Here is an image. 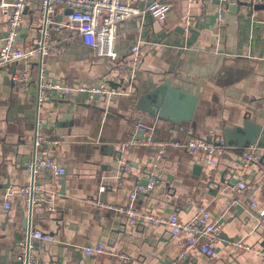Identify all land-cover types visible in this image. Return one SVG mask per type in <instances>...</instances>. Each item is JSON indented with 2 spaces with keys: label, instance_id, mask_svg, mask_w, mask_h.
<instances>
[{
  "label": "crops",
  "instance_id": "crops-1",
  "mask_svg": "<svg viewBox=\"0 0 264 264\" xmlns=\"http://www.w3.org/2000/svg\"><path fill=\"white\" fill-rule=\"evenodd\" d=\"M35 6L32 2L25 11L17 47L39 36L41 13ZM217 8V0H179L166 21L143 13L122 22L116 61L74 40L46 58L47 81L75 88L106 78L119 85L117 73L130 68L132 47L138 45L137 82L128 95L111 100L91 93H55L38 112V67L18 61L0 68V264L15 262L30 228L54 235L53 242H33L35 256L47 264H120L110 253L85 254L100 243L111 253L127 255L131 264H174L184 253L183 264H264V219L259 216L264 209V149L244 175L246 188L239 189L245 150L235 148L238 130L247 123L264 129V0H230L222 25ZM66 12L58 10L56 20L63 21ZM7 31L8 18L0 9V50ZM27 68L29 85L15 86L13 74ZM159 88L186 98L175 103L177 124L138 108L140 96ZM193 101L191 118L185 119L184 110ZM65 113L73 116L70 126L58 128ZM37 114L44 120L45 136L60 142L47 153L67 172L62 177L49 172L37 176L50 194L30 216L18 189L32 179L25 165L32 155ZM138 124L155 140L222 138L231 146L215 157V165L203 151L170 148L159 161L157 152L144 146L121 151ZM124 165L126 176L121 174ZM153 165L158 166L156 186L150 194L137 196L135 209L163 217L177 214L181 222L206 211L221 227L214 257L204 255L200 245L189 247L188 235L173 236L168 226L144 225L132 231L121 215L106 207L130 205V193L137 184H146L144 171ZM50 190L57 192L56 199ZM7 201L10 209L5 208ZM52 202L55 212L48 208ZM237 241L251 250L235 249Z\"/></svg>",
  "mask_w": 264,
  "mask_h": 264
},
{
  "label": "built area",
  "instance_id": "built-area-1",
  "mask_svg": "<svg viewBox=\"0 0 264 264\" xmlns=\"http://www.w3.org/2000/svg\"><path fill=\"white\" fill-rule=\"evenodd\" d=\"M145 3L144 8L138 6V2ZM179 0H0V9L3 15L8 18L7 37L0 50V68L18 61H24L30 67L32 63L38 67V90H37V108L38 112L49 101L53 94L58 93L63 96H69L73 93H91L98 95L106 100L114 97L128 95L137 82L136 72L140 66V47H132L133 59L130 68H123V71L117 73L118 79H123L127 84L116 86L110 85V80L106 79L97 85L69 87L60 82L47 81V62L46 58L54 52L61 53L64 47L71 41H80L83 45L91 48L99 57L109 58L116 61L119 53L116 50L118 29L122 22L143 14L148 13L156 21H166L172 10L174 3ZM197 0H187L189 4ZM217 21L219 25L223 24L224 13L227 11L230 0H217ZM36 3L35 8L41 13V26L39 36L33 42L27 43L23 47H17L25 11L30 3ZM71 11L63 21L56 20L57 11ZM124 67V66H122ZM120 69V67H119ZM31 81V71L29 68L16 71L12 76V82L17 87H27ZM120 82V81H119ZM136 135L122 144L121 151L127 147L144 146L154 149L157 152V161L170 148L184 149L195 153L203 151L206 153L208 161L216 164L215 157L221 154L225 149V141L222 138L190 139L180 140H155L149 134L148 128L143 125L135 126ZM142 133L145 138L137 136ZM59 141H51L44 134V120L37 114L34 127V137L32 144V155L25 167L31 175L29 185L18 189V193L24 203L26 211L32 216L35 209L46 204L48 193L37 182V176L42 172H49L55 177H62L67 172L66 168L58 163L51 154L47 153V148L56 147ZM242 156V172L239 189H245L246 185L244 175L249 172L256 161L258 147L250 145L244 149ZM158 166L153 165L145 169L144 174L147 184H137L134 191L130 193V205H106L112 211L117 212L127 222L129 229L137 230L144 225L153 227L168 226L173 236L182 233L188 235L189 247L200 245V250L208 257H214L217 253L216 248L220 241L221 227L209 213L201 211L189 222H181L177 214L170 217H163L152 212L137 211L133 205L134 200L139 194H150L157 183ZM127 165L121 167L122 176L127 175ZM124 179L121 177L119 186H123ZM106 187L102 186L101 190ZM51 197L56 199L57 192L51 191ZM257 207V204H254ZM11 203L7 201L5 208L10 209ZM49 211L55 212L56 207L52 202L49 205ZM259 216L264 219V209L259 211ZM54 235L41 231H33L31 228L26 232L24 240L21 242L20 253L16 256L14 263L4 264H47L34 254V240L47 242L54 241ZM264 243V242H263ZM235 249L251 250V247L242 241L233 243ZM85 254L101 255L110 253L115 256L120 264H131V259L123 253H111L107 245L100 243L94 247L84 250ZM186 254H182L179 261L174 264H182Z\"/></svg>",
  "mask_w": 264,
  "mask_h": 264
},
{
  "label": "water",
  "instance_id": "water-1",
  "mask_svg": "<svg viewBox=\"0 0 264 264\" xmlns=\"http://www.w3.org/2000/svg\"><path fill=\"white\" fill-rule=\"evenodd\" d=\"M71 11H67L66 14H70ZM7 37V34L6 36ZM124 82L123 79H121L120 83L122 84ZM110 85L116 86L118 84L111 83ZM167 86H170V83H167ZM175 92V91H174ZM100 97V96H96ZM186 98L181 96L179 93L175 92H165L163 88L156 89L154 91H151L145 95L140 96L139 98V109L142 111H147L150 114L159 115L162 118H167L168 116L171 121H173L175 124H177L176 117L178 115V111L176 110L175 103L183 104L185 102ZM196 101H193V105L190 107H186L187 111L184 110V118L190 119L192 111L194 110V104ZM172 113V114H171ZM73 118L70 114H63L59 119L60 121L57 124L58 128H66L70 126V122ZM246 128L239 129L240 131V140L235 146V148H238L240 150L247 148L250 145H255L258 147V149H264V129L255 128L254 126H251L250 123H247L245 125ZM137 136L139 138L143 139L145 138L142 133H138ZM225 145L231 146V143L228 140H224ZM111 148V147H109ZM114 154L121 155L120 151H114ZM118 160V158H116ZM121 160V159H119ZM147 184V181H146ZM183 264V263H182Z\"/></svg>",
  "mask_w": 264,
  "mask_h": 264
}]
</instances>
